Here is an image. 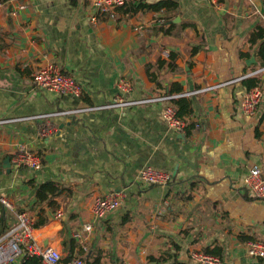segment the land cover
<instances>
[{
  "label": "crops",
  "instance_id": "1",
  "mask_svg": "<svg viewBox=\"0 0 264 264\" xmlns=\"http://www.w3.org/2000/svg\"><path fill=\"white\" fill-rule=\"evenodd\" d=\"M161 1L178 7L132 12ZM257 25L264 27V0H128L106 13L92 0H3L0 195L14 207L5 228L27 212L40 243L85 264H197L193 252L264 264L246 252L249 241L264 242V199L244 186L253 167L264 177V98L253 117L239 108L245 79L264 92V66L249 44ZM47 64L74 77L82 95L37 87L32 73ZM121 79L132 82V101L191 93L171 102L177 111V101L189 102L191 127L170 129L165 103L105 108ZM205 87L215 88L195 94ZM45 114L54 130L41 138L44 121L31 117ZM22 145L41 158L40 170L14 166ZM145 167L168 172L170 184H140ZM48 181L63 190L54 206L35 195ZM119 191L121 207L94 218L95 198ZM86 223L93 232L78 241Z\"/></svg>",
  "mask_w": 264,
  "mask_h": 264
},
{
  "label": "built area",
  "instance_id": "2",
  "mask_svg": "<svg viewBox=\"0 0 264 264\" xmlns=\"http://www.w3.org/2000/svg\"><path fill=\"white\" fill-rule=\"evenodd\" d=\"M128 0H92L94 8L101 12L117 9L126 4ZM3 7V0H0V9ZM166 59H169L171 52L166 50L163 53ZM32 78L37 87L60 95H74L80 97L82 88L74 77L64 74L60 67L55 64L40 66L32 73ZM224 83L222 85H226ZM119 94L105 108H115L124 110L130 106L141 104H160L165 103L163 109V119L167 126L180 133L186 132L191 123L189 118L180 117L176 106L171 102L183 97H188L191 93H174L170 95H160L145 98L142 100H128L127 96L133 90L132 82L129 79H121L119 84ZM215 87H205L195 94H202L213 90ZM264 92L255 87L246 91L239 103L240 111L243 115L253 117L256 115L260 105L263 102ZM93 110V109H91ZM71 114V113H65ZM53 114L36 115L31 117L37 121H44L39 127L38 135L42 138L48 135L54 128L50 127L49 118ZM198 126V125H197ZM14 166L17 169L27 168L38 171L42 168L41 158L32 153L28 147L22 145L18 148L14 159ZM138 182L150 186H167L171 182V175L168 172L153 167H145L138 176ZM244 186L257 199H264V177L259 167H253L249 170L244 179ZM126 199L124 191L112 192L104 197H97L91 207L92 216L96 219L104 218L110 213L116 211ZM12 203L0 195V264H13L17 261L24 262L29 258H37L40 264H85L82 258L75 257L69 261H64L60 251L50 245L44 246L38 239L36 231V221L32 215L27 212H21L16 215L17 223L14 226L5 228V213L13 212ZM62 217V213H56L55 218ZM93 232V226L90 223L83 224L82 230L76 234L78 241L85 239V234ZM246 252L249 257L264 260V242L249 241L246 244ZM191 259L197 264H222L219 257L204 253L193 252Z\"/></svg>",
  "mask_w": 264,
  "mask_h": 264
},
{
  "label": "trees",
  "instance_id": "3",
  "mask_svg": "<svg viewBox=\"0 0 264 264\" xmlns=\"http://www.w3.org/2000/svg\"><path fill=\"white\" fill-rule=\"evenodd\" d=\"M225 0H217L219 3H223ZM178 6L176 3L173 2H167V1H161L153 5H146L141 4L138 7L133 9V13H136L140 10H149V11H156L159 12L161 10H172L176 9ZM249 44L251 47H257L256 54L261 60V65L264 66V27L261 25H257L254 28L253 34L251 38L249 39ZM196 51V50H195ZM194 51V52H195ZM172 60H175V56H171ZM243 84L247 87V89L255 88L258 85V80L256 79H245L243 81ZM182 92V88L179 86H176L173 92ZM176 105L178 107V114L179 116L183 117L186 114H189L191 112L190 104L186 99H181L176 102ZM62 188L58 186L56 183L48 181L45 183L40 184L36 188V198L38 199L40 204L50 203V205L54 206V199L57 198L62 193ZM98 260L96 262H91L86 264H97ZM22 264H40L39 260L37 258H29L25 260Z\"/></svg>",
  "mask_w": 264,
  "mask_h": 264
},
{
  "label": "water",
  "instance_id": "4",
  "mask_svg": "<svg viewBox=\"0 0 264 264\" xmlns=\"http://www.w3.org/2000/svg\"><path fill=\"white\" fill-rule=\"evenodd\" d=\"M252 63H255V61H254V59H253V58H251V59L248 61V64H249V65H251ZM6 163L8 164V166H7V167L9 168V167H10V161H9V160H7V161H6ZM8 172H10V170H8Z\"/></svg>",
  "mask_w": 264,
  "mask_h": 264
}]
</instances>
